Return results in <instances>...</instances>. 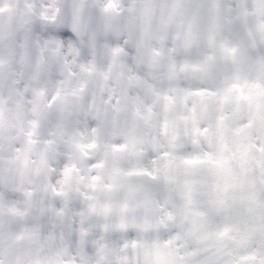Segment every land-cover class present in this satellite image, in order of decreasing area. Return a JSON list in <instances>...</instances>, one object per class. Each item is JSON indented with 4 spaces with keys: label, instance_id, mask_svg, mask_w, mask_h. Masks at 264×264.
<instances>
[{
    "label": "clouds",
    "instance_id": "1",
    "mask_svg": "<svg viewBox=\"0 0 264 264\" xmlns=\"http://www.w3.org/2000/svg\"><path fill=\"white\" fill-rule=\"evenodd\" d=\"M0 264H264V0H0Z\"/></svg>",
    "mask_w": 264,
    "mask_h": 264
}]
</instances>
